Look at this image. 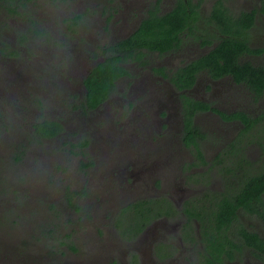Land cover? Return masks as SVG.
<instances>
[{"label":"flooded vegetation","instance_id":"flooded-vegetation-1","mask_svg":"<svg viewBox=\"0 0 264 264\" xmlns=\"http://www.w3.org/2000/svg\"><path fill=\"white\" fill-rule=\"evenodd\" d=\"M90 2L93 3L91 9L85 6L77 7L75 12L64 19L65 27L61 30L62 33L56 34L61 47L59 50L52 47L55 55L60 52L64 53V57L66 54L67 56L59 57L49 69L51 76L59 77L62 84L59 86L50 80L48 83L53 86L49 87V84L47 88L57 96L64 88H69L60 96L58 103L63 116L69 117L64 121L61 118L54 120H58L63 126L60 135L68 125H81L82 129L84 126L90 128L89 132L80 133L83 138L75 141L77 145L84 139L88 140V144L92 140L96 141L101 150L113 151L115 162L106 165L105 172L103 170L106 166H103L98 172L100 176L101 173L103 175H107V172L113 173L117 164L122 162L124 173L135 172L145 183L152 180L150 187L139 191L133 186V179L126 176L124 187L113 194V206L117 208V212L113 213L111 218V223L119 233L129 238H143L149 249V259L145 262L133 250H129L125 259H112L107 264L114 260L118 264H264V252L253 243H248L238 228L234 233L228 231L229 225L228 228L220 230L206 228L200 231V224L197 221L199 214L205 218L204 213L210 210L216 201L224 196L233 195L235 189L244 182L239 177L242 168H251L252 171L256 169L257 164H245L243 163L245 160H240L239 162L243 163L240 164L237 161L249 143L247 135L257 128L264 131V85L259 89L255 84L245 80L236 81L229 73L212 72L211 66L215 64H209L208 60L210 61L213 56L208 54L223 39L236 32L228 34L222 29L221 20L225 15L228 16H226L228 20L249 13L253 21L242 25L245 20L243 19L240 21V28L237 29L243 46L239 49L236 59L239 64L264 66L262 0H90ZM180 4L184 6L186 14L179 10ZM4 6V2L0 0V8L4 9ZM176 10L178 14L175 13ZM154 11L159 15L174 11L171 18L180 16L185 19L182 28L176 31L174 39L163 44L160 49L140 48L142 56L139 59L135 58L139 49L136 47L133 57H127L118 63L126 73L114 80V88L108 93L107 98L87 111H72L74 104L78 103L77 99L84 92L82 83L84 76L98 62L105 59L108 55L105 54L107 47L130 37L139 28L140 23L147 20ZM96 12L97 15L91 25L99 27L102 34L93 36L84 34L85 25L89 21L86 15H94ZM76 16L78 19L73 25ZM18 18L26 19L22 16ZM26 22L25 45L46 38L34 36L33 30L36 27ZM79 26L83 37L76 35V28ZM47 29L51 30L48 27ZM108 32L110 34H107ZM17 35L16 33L12 38V44L16 49ZM127 52L128 50L124 49V53ZM1 57L16 59L14 56ZM33 57L36 56L32 54L26 58L33 61ZM158 58L163 60L157 62ZM66 69L68 71L64 74ZM8 74L12 78L16 77L14 72L9 71ZM190 74L193 75L192 83L185 86L184 84L191 80ZM71 80L72 82L77 80L74 84L77 87L70 85ZM189 98L207 105L206 109L192 113L193 133L185 129L187 118L183 104ZM189 103L186 101V106H190ZM237 114L240 116H235ZM253 120L257 121L255 126L245 130L246 122ZM154 131L156 134L153 137ZM58 135L56 139L60 136ZM144 138L150 139L149 142ZM66 144L67 151L72 153L69 142L66 141ZM88 144L81 149L77 147L83 156L85 149L89 147ZM204 144L216 146L209 164ZM198 150L205 162L198 157ZM186 152L195 159H189L181 170V162ZM225 160L228 161L227 164H223ZM135 163L139 166L135 167ZM217 164L221 166L217 169L218 177L215 175V179L222 184L226 192L212 190L209 194L203 193L196 197L194 201H190V197L182 198L193 184L210 182V173L196 170L197 166L211 170ZM82 166L85 168L91 166V163L88 165L82 163ZM117 172L119 173V170ZM255 174L251 172L249 175L245 174V177ZM142 202L145 213L151 212V216L139 231L134 232L135 229L130 230L128 227L129 220L126 219V215L132 213L134 204ZM153 210L159 211L153 213ZM253 216L260 220L256 214ZM172 221H177L174 227L168 223ZM240 227L264 238L262 224L259 231L244 227L243 224ZM231 235L236 236L237 240H233ZM225 236L230 237L235 246L223 244L226 242ZM185 242L196 243L185 245ZM208 243L216 245L208 248ZM193 247L195 251L187 250ZM244 248L248 249L246 256L249 254L258 262H241L245 255ZM207 257L210 258V263L207 262Z\"/></svg>","mask_w":264,"mask_h":264},{"label":"rangeland","instance_id":"rangeland-1","mask_svg":"<svg viewBox=\"0 0 264 264\" xmlns=\"http://www.w3.org/2000/svg\"><path fill=\"white\" fill-rule=\"evenodd\" d=\"M35 2V5H28L29 11L22 17L31 15L36 21L51 28L50 32L54 38L64 29V19L75 12L77 7H93L90 0ZM235 5L237 6L236 3ZM96 15L97 12L94 15H86L89 21L85 25V31L83 30L84 34H102L99 27L91 25ZM5 17L6 11L0 8V21ZM6 23L2 25L6 27L1 40L9 44L17 30L26 29L27 22L23 18H17L7 19ZM77 28L76 35L83 37L80 26ZM73 42L75 43L74 38ZM18 50L22 51L20 57L15 60L3 59L0 54V264H107L112 259H125L129 250H133L147 262L149 249L143 238H129L119 233L111 223V218L112 214L117 212V208L113 206V194L124 187L126 176L133 179L132 184L139 191L150 187L152 180L145 183L135 172L124 173L122 162L117 164L113 173H101L102 178L98 172L103 166L115 161L113 151L101 150L96 141L91 140L84 156L69 153L64 142L82 139L83 135L80 133L90 131L86 126L82 129L81 125H68L57 139L50 142L38 144L32 140L30 125L34 121L42 117L61 118L64 121L69 117L63 116V111L58 105L60 96L69 88H64L59 96L47 88L49 84V87L53 86L48 83L50 80L59 86L62 84L59 77L51 76L49 69L59 57L66 58L67 54L65 57L64 53L60 52L55 55L50 43L44 38L30 45H20ZM74 51L76 53V50ZM32 54L36 57H33V61H28L26 57ZM162 60L158 58L157 62ZM9 71L14 72L16 77L12 78L8 74ZM65 71L68 69L64 70V74ZM76 81L71 80L70 85L77 87L74 85ZM38 100L43 102L42 110L39 109ZM155 134L154 131L153 137ZM247 138L249 143L242 155L248 164L257 165L253 171L251 168L241 169L239 177L243 181L245 174L264 171V154L259 144L260 141L264 143V131L257 128L250 132ZM144 139L146 142L150 140ZM24 145L25 154L16 161L14 153L23 149ZM204 149L209 164L216 146L204 144ZM189 159L195 158L186 152L182 166L179 164L181 170ZM88 162L91 166L84 168L82 163L88 165ZM227 162L225 160L223 164ZM138 166L139 164L135 163V167ZM220 166L217 164L211 170L197 166L196 170L210 173V182L195 183L192 186L191 181V189L182 198L190 197V201H194L196 197L203 193L209 194L212 190L226 192L222 184L215 179V175L218 177L217 169ZM106 169L107 166L103 172ZM77 191L79 192L75 194ZM67 194H70L71 199L75 197L72 199L73 206L66 201ZM212 211L211 208L204 213L205 220L214 215L211 214ZM253 215L238 212L235 218L237 221L233 224L231 222L228 231L236 232L241 224L259 231L261 222ZM131 218L132 213L126 215L127 220ZM168 223L174 227L177 221ZM231 238L237 240L236 236L231 235ZM195 243L185 242V245ZM187 250L195 251L194 247ZM243 251L245 255L241 262H258L249 254L246 256L248 249L244 248Z\"/></svg>","mask_w":264,"mask_h":264},{"label":"trees","instance_id":"trees-1","mask_svg":"<svg viewBox=\"0 0 264 264\" xmlns=\"http://www.w3.org/2000/svg\"><path fill=\"white\" fill-rule=\"evenodd\" d=\"M4 2V9L6 11V17L4 18V22L0 21V54L3 56H14L20 57V53L22 50L16 49L11 43H6L5 40H1L2 36L4 35V28L2 26L6 23L7 19H17L18 16H23L24 13L29 11L28 3L32 1L29 5H35V0H2ZM57 1V0H51ZM264 11V0H262ZM24 10V11H22ZM179 10L185 13L184 6L180 4ZM173 12H170L166 15H159L155 11L151 13L147 20H143L140 23L139 28L128 38L122 39L119 42L109 45L107 50H105V59L98 62L90 71L84 76L83 78V87L84 92L80 98L77 99L78 103H75L72 107V111L74 110H83L87 111L88 109L96 107L100 104L103 100H105L108 96V93L113 90L114 88V80L126 73V70L119 65L121 61H124L127 57H133L136 50V47H139L138 52L135 55L136 59L141 58L142 47L145 48H161L163 44L169 42L170 40L174 39L176 31H179L185 19L180 16H173ZM178 14L177 10L175 11ZM245 13V12H243ZM242 13V14H243ZM186 14V13H185ZM248 15L240 16L237 18H228L225 15V18L222 19L221 24L223 25L224 32L233 35L228 36L227 38L223 39L222 42L213 50L209 52L208 55H212L213 58L208 60L209 64H215L211 66L212 72L214 73H229L232 75L236 81L245 80L248 83L255 84L259 89L262 88L264 85V66H253L250 63L239 64L236 55L239 52V49L242 48L243 43L240 40V35L237 32V29L240 28V21L245 19L242 25L246 24L248 21H253L252 15L246 13ZM31 15L26 16V21L30 23L31 26H35L36 29L34 36H42L46 37L45 40L50 43L51 47H56L55 49L59 50L61 44L58 43V39L52 36V33L42 25V23L36 21L33 18H30ZM227 16V17H226ZM78 17H75L73 25L76 24ZM70 27V26H69ZM29 27L28 30H30ZM17 44L16 46L25 45V40L27 39V33L22 30H17ZM62 33V31H60ZM236 36L238 39H236ZM51 40V42H50ZM27 41V40H26ZM156 45V46H155ZM124 49H127L128 52L124 53ZM217 53V54H216ZM198 68H196L197 70ZM191 80L187 81L184 85L190 86L192 83L193 75L190 74ZM39 103V109L42 110L43 102L41 100ZM186 101L190 102V106H186ZM184 101L183 107L185 110V117L187 118L185 121V129L191 131L193 133V123H192V113L197 110H203L207 108V105L203 102H200L195 99H187ZM193 105H192V104ZM188 110V111H187ZM235 116H240L239 114ZM246 116H243L245 118ZM257 121H249L246 122V129H251L255 126ZM63 130L62 124L58 120H54L51 118L42 117L41 119L31 123L30 125V137L32 140L37 141L38 144H42L46 141H51L52 139L56 138L57 135L61 133ZM58 135V136H59ZM72 149L70 150L74 155L80 154L82 155V151L77 150L78 146L81 149L82 147L88 144V140L84 139L80 141L77 145L75 141H68ZM66 143V142H64ZM259 143V142H258ZM261 150H263L264 154V143L260 141ZM198 149V148H197ZM25 154V145L23 149H20L19 152L14 153V159L16 161L20 160L21 155ZM198 157H200L203 162H205L202 153L198 150L197 152ZM240 160H244L243 156L239 157ZM240 164H247L248 161L239 162ZM243 183H241L233 192L231 197L224 196L221 200L216 201L212 206V213L215 219L209 217V219L205 220L202 218V214H199L200 217L197 218V221L200 224V231L201 229L206 228H215L216 230H220L222 228H228L231 222H236L235 219L238 216V212L243 211L248 214H256L260 220L262 227L264 229V200H263V193H264V171L259 172L258 174L252 175L250 177H246ZM69 189V188H68ZM67 189V190H68ZM79 191L75 192L78 193ZM66 201L69 205L73 206L72 199L70 194L66 195ZM132 211V218L129 219L127 222L129 229H135V231H139L143 224L147 222L151 216V212H146L144 209V202L134 204ZM239 209V210H238ZM155 210V209H154ZM152 211L153 213L158 212L159 210ZM148 213V214H147ZM132 227H130V226ZM239 233H242V236L247 240L248 243H253V245L264 252V238L259 237L256 233H249L244 228L239 227ZM226 242L223 244H228L229 246H235V243L230 239V237L225 236ZM216 244H209L207 245L208 248L215 246ZM207 250V248H206ZM212 254V252H211ZM214 257V256H213ZM207 262L210 263V258H206ZM111 264H118L116 260L112 261Z\"/></svg>","mask_w":264,"mask_h":264}]
</instances>
